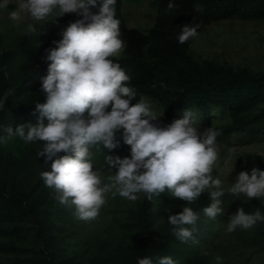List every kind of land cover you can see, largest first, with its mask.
Listing matches in <instances>:
<instances>
[{
  "label": "clouds",
  "instance_id": "1",
  "mask_svg": "<svg viewBox=\"0 0 264 264\" xmlns=\"http://www.w3.org/2000/svg\"><path fill=\"white\" fill-rule=\"evenodd\" d=\"M10 0H0V9ZM117 0H18V7L9 12L14 21H44L65 13L79 18L61 30L54 47L45 49L49 61L47 74L41 77L44 102L36 103L35 122H24L4 128L0 144L19 137L24 142L43 141L36 153L43 156L50 170L40 173L44 183L55 189L56 199L63 205H74L75 215L93 220L106 204V198L119 194L135 201L143 193L151 201L162 192L181 198L187 203L182 211L171 213L168 221L171 233L181 242L198 243L195 233L200 215L191 207L204 191L210 203L203 208L206 217L215 219L225 211V192L234 197L243 195L264 198V170L253 167L251 172L240 171L225 189L222 180L213 174L220 157L216 143L218 130L198 127L200 117L186 108L181 118L167 126L152 123L158 116L149 101L140 97L128 82L130 76L116 59L126 45L121 37L120 20L116 16ZM98 7V12H92ZM174 7L172 0L168 8ZM30 18V19H29ZM54 19V20H55ZM53 20V21H54ZM199 25L184 24L177 35L183 44L198 35ZM37 27L29 23L28 31L39 36ZM115 58V59H113ZM5 98H0V110ZM45 120L47 122H45ZM124 143L129 155L110 154ZM102 147L105 166L110 173L105 180L101 168L93 163V148ZM63 155H58L60 152ZM115 169V171H113ZM227 231L238 227L250 229L264 221L257 208L245 211L238 208L229 217ZM207 254V253H205ZM217 264L223 258L216 256ZM137 264H178L169 255L144 256Z\"/></svg>",
  "mask_w": 264,
  "mask_h": 264
},
{
  "label": "trees",
  "instance_id": "2",
  "mask_svg": "<svg viewBox=\"0 0 264 264\" xmlns=\"http://www.w3.org/2000/svg\"><path fill=\"white\" fill-rule=\"evenodd\" d=\"M124 1L117 0L115 5L121 37L126 45L116 59L130 76L125 83L137 90V96L147 95L157 101L165 116L186 108L196 109L206 115L205 129L218 130L216 142L239 132L264 131V69L255 71L209 59L198 60L191 52V38L183 44L177 40L184 24L199 25L197 31H201L210 23L228 18L264 20V0H172L174 7L171 9L168 8L170 0H155V22L147 32L128 25L123 14ZM91 10L95 13L99 8L92 7ZM78 18V15L67 17L55 29L42 32L40 36L26 30L17 37V47L25 58L14 72L0 70V98H5V107L0 110V134H4L7 126L14 128L20 123L36 121V103L45 100L41 77L47 74L50 63L44 59L45 49L54 47L53 41L61 38V30ZM3 46L4 36L0 31L1 67L15 56L14 50L3 49ZM136 97L131 103L136 102ZM218 113L219 122H215L214 115ZM129 147L122 142L110 150V154L129 155ZM63 154L62 151L60 155ZM256 163V168L264 170V156ZM45 170H50V164L41 172ZM40 173L19 193L8 194L0 183V218L33 216L56 196L55 189L46 186ZM169 194L162 192L160 196H153L151 201L144 197L139 204L137 219L143 236L136 245V264L138 258L144 256L169 255L178 264H198L204 258L214 257L215 240L226 231L227 212L215 219L210 218L213 223L208 225H204L201 218L198 220L195 233L198 243L181 242L172 235L171 225L162 232L154 228L155 198L160 204ZM209 203V194L200 195L191 207L200 214ZM257 208L264 213V202L254 203L245 211L252 212ZM36 223L40 227L43 219L36 220ZM261 244L264 248V242ZM245 245L253 246L255 242L248 238ZM45 264H54L51 254Z\"/></svg>",
  "mask_w": 264,
  "mask_h": 264
},
{
  "label": "rangeland",
  "instance_id": "3",
  "mask_svg": "<svg viewBox=\"0 0 264 264\" xmlns=\"http://www.w3.org/2000/svg\"><path fill=\"white\" fill-rule=\"evenodd\" d=\"M17 4L18 0H10L7 8L0 9L3 49L15 51V56L4 67L0 66V70L6 73L14 72L25 58L18 49L16 40L28 30L29 23L34 24L38 31L44 28L43 32H49L65 18L77 15L65 13L56 19L52 16L44 21L17 22L9 17V12L15 10ZM156 12L155 0H125L123 4V14L128 25L144 32L153 26ZM197 32L198 35L191 38V52L198 60L209 59L235 67H249L255 71L264 69V20L228 18L210 23ZM140 97L149 101L153 110L161 114L152 121L157 126H167L174 119L183 116L184 110L165 116L157 101L147 95H139L135 100ZM192 110L200 117L198 127L201 131L205 130L203 121L206 115L196 109ZM219 118V113L214 115L215 122H219ZM216 143L220 148V157L213 174L222 180L225 189L240 171L246 170L250 173L253 167H257V159L264 156V131L239 132ZM42 146L43 141L26 143L19 137L0 144V183L8 194L25 190L41 170L51 164V161L46 164L43 156L36 155ZM93 153V163L95 167L101 168L106 180L111 174L104 161L107 153L102 147L99 151L94 147ZM207 194L208 191L201 193ZM144 197L143 193H139L138 199L131 201L119 194L112 196L109 193L99 216L87 221L74 214V205H63L56 196L33 216L0 218V264H45L49 254L54 264H136V245L143 236L137 219V209ZM222 199L225 208L223 214L227 212L224 220L226 231L215 240L216 255L208 260L204 258L198 264H217L215 257L218 255L223 258L222 264H264V248H261V242H264L263 221L257 222L250 229L238 227L233 232L227 231L231 214L240 207L245 210L254 203L264 202V198L254 197L244 201L247 198L243 195L239 198L225 192ZM186 203L187 201L170 194L162 198L160 204L155 198V230H166L170 225L169 209L171 213L180 212ZM199 215L204 225L213 223L203 211ZM219 216L221 215L217 217ZM40 218L43 223L38 227L36 220ZM248 238L255 245L246 246ZM2 245L7 247H1Z\"/></svg>",
  "mask_w": 264,
  "mask_h": 264
}]
</instances>
